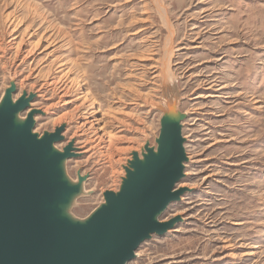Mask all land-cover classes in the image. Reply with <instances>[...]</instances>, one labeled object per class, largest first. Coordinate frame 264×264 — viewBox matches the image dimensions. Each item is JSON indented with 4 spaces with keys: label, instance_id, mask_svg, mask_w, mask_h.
Wrapping results in <instances>:
<instances>
[{
    "label": "rangeland",
    "instance_id": "1",
    "mask_svg": "<svg viewBox=\"0 0 264 264\" xmlns=\"http://www.w3.org/2000/svg\"><path fill=\"white\" fill-rule=\"evenodd\" d=\"M0 32V100L10 84L14 101L32 95L33 134L63 126L55 148L73 140L78 149L63 163L71 183L85 177L72 219L119 191L132 154L156 147L173 105L188 155L178 185L188 191L159 219L182 221L126 264H264V0H0ZM29 32L43 45L27 61L32 46L15 48ZM170 34L175 88L166 95ZM83 103L98 125L82 126Z\"/></svg>",
    "mask_w": 264,
    "mask_h": 264
},
{
    "label": "water",
    "instance_id": "2",
    "mask_svg": "<svg viewBox=\"0 0 264 264\" xmlns=\"http://www.w3.org/2000/svg\"><path fill=\"white\" fill-rule=\"evenodd\" d=\"M10 84L0 100V264H126L139 245L163 236L182 221H160L172 202L188 189H177L184 177L186 152L181 123L173 105L160 119L156 147L133 153L124 167L118 192L106 191L104 203L79 221L68 215L82 192L85 177L71 183L63 163L75 157L73 143L61 151L64 127L33 134V96L13 100ZM172 111V114H171Z\"/></svg>",
    "mask_w": 264,
    "mask_h": 264
},
{
    "label": "bare ground",
    "instance_id": "3",
    "mask_svg": "<svg viewBox=\"0 0 264 264\" xmlns=\"http://www.w3.org/2000/svg\"><path fill=\"white\" fill-rule=\"evenodd\" d=\"M29 28V27H28ZM196 28V27H195ZM27 29V28H26ZM9 30V29H8ZM1 33V32H0ZM17 33V32H16ZM24 36V35H23ZM170 41H169V45H168V47H167V49L165 50V56H164V58H163V64H162V72H161V85H162V91L164 92V94H169L170 92H172V91H174L173 89L175 88V85H174V77H173V73H172V70L170 69V64H171V62H172V57H173V55H174V53L172 52V46H171V38H172V36H171V34H170ZM11 38V37H10ZM33 38H35V35H34V33H32V34H30V32L29 33H27L26 35H25V37L24 38H21V40H20V42L17 44V46H16V48H15V50H19L21 47H23V45H27V46H32V51H30V53H28L27 54V56H25V60H30V59H32V58H36L35 56H33L34 54H35V51L37 50V49H40L41 47H42V42H43V40L40 38V39H38L39 41L38 42H36V44H31L30 43V41H31V39H33ZM15 39V38H14ZM13 40V39H12ZM11 43H13V42H11ZM7 44V43H6ZM15 45V44H14ZM10 47V46H9ZM13 48V47H12ZM194 48V47H193ZM196 48V47H195ZM0 51H1V49H0ZM43 51H45V49L43 50ZM3 52H4V50H3ZM19 53V52H18ZM5 54V53H4ZM16 57V56H15ZM1 59H3V58H1ZM34 61V60H33ZM26 62V61H25ZM22 64V63H21ZM62 66V65H61ZM177 71V70H176ZM31 72V71H30ZM60 73V72H59ZM58 73V74H59ZM158 73V72H157ZM184 73V72H183ZM32 74V73H31ZM29 77H31V76H29ZM28 77V78H29ZM56 77V76H55ZM66 77V76H65ZM61 78V77H60ZM67 78V77H66ZM61 79H63V77L61 78ZM65 79V78H64ZM59 79H57V81H58ZM61 81V80H60ZM204 81V80H203ZM43 82V81H42ZM45 82H46V80H45ZM57 83V82H56ZM56 83H54L53 82V84H56ZM70 83V82H69ZM59 84V83H58ZM70 84H72V83H70ZM211 84V83H210ZM44 86L43 87H45V84H43ZM208 85H209V83H208ZM47 86H48V84H47ZM54 86V85H53ZM60 86V85H59ZM67 86V85H66ZM65 86V87H66ZM161 87V86H160ZM219 87V86H218ZM225 87V86H224ZM49 88V87H48ZM61 88V87H60ZM78 88V87H77ZM210 88V87H209ZM46 89V88H45ZM66 89V88H65ZM65 89H62V91L64 90L65 91ZM211 89V88H210ZM214 89V88H213ZM217 89V88H216ZM222 89V87H220L218 90H221ZM41 90V89H40ZM66 90H68V89H66ZM58 91V90H57ZM60 92V91H59ZM68 92V91H67ZM55 93V92H54ZM165 95V96H166ZM64 96V95H63ZM170 97H172V96H170ZM175 97V96H174ZM210 97V95H207V96H204V98H209ZM214 97V96H213ZM166 99H167V97H165ZM168 98H169V96H168ZM77 99H81V97L79 96ZM170 99V98H169ZM168 99V100H169ZM171 100V99H170ZM170 103H173L172 101H169ZM170 103H169V105H170ZM95 105H97L96 103H91V105H90V108H91V110L92 109H95L94 107H95ZM84 103H83V105L81 106V107H79L78 106V108H76V110H78L77 112H78V114L81 112V111H83L84 110ZM171 107V106H170ZM169 107V108H170ZM32 110H35V109H32L31 108V106H30V108H28L27 110H26V115L30 112V111H32ZM35 111H38V110H35ZM41 111V110H40ZM80 114H82V116H80L81 117V119L83 120V121H85L83 124H82V126H87V124H89V125H91L92 126V122H94V121H96L97 122V125H98V121L99 120H97L96 118H93V117H95V112L94 111H91V112H87V113H85V114H83V113H80ZM172 114V113H171ZM25 115V116H26ZM90 118H93L92 120H90ZM94 125V124H93ZM187 125V124H186ZM95 128V127H94ZM102 129L103 128H100L98 131H100V132H102ZM94 130V129H93ZM94 138V137H93ZM187 140V139H186ZM94 141V140H93ZM97 141V140H96ZM72 143H73V148H74V150H78L76 147H75V144H74V142H73V140L71 141ZM71 142H69V143H71ZM91 139H89L86 143H84V145L81 147V149H85L86 147H87V144H91ZM109 142V141H108ZM89 144V145H90ZM93 148H98V149H100L101 150V148H102V143L100 144V143H98V144H96ZM73 150V151H74ZM90 150V149H89ZM88 150V151H89ZM99 150V151H100ZM88 151L87 150H82V152H84V153H88ZM98 151V150H97ZM102 151V150H101ZM78 155V154H77ZM188 156V155H187ZM187 156H186V161H185V163L188 161V158H187ZM190 159V158H189ZM193 161V160H192ZM194 162V161H193ZM185 163L183 164V166L185 165ZM184 169H185V166H184ZM185 174H187L186 172H185ZM189 174V173H188ZM189 185V184H188ZM185 188H187V185L185 186V184H181V185H177V189H185ZM189 188H191L190 187V185H189ZM174 217H181V216H179V214H175V215H173L171 218H174ZM170 218V219H171ZM167 221H169V220H167ZM167 221H163V222H167ZM179 232V231H178ZM137 257H138V255H136ZM139 258V257H138Z\"/></svg>",
    "mask_w": 264,
    "mask_h": 264
}]
</instances>
